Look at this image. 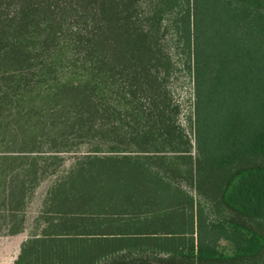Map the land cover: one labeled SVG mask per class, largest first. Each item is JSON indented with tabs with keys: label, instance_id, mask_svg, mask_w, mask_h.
Returning <instances> with one entry per match:
<instances>
[{
	"label": "trees",
	"instance_id": "16d2710c",
	"mask_svg": "<svg viewBox=\"0 0 264 264\" xmlns=\"http://www.w3.org/2000/svg\"><path fill=\"white\" fill-rule=\"evenodd\" d=\"M52 175L17 264L211 260L203 218L264 259V0H0V201Z\"/></svg>",
	"mask_w": 264,
	"mask_h": 264
},
{
	"label": "crops",
	"instance_id": "0c3cea01",
	"mask_svg": "<svg viewBox=\"0 0 264 264\" xmlns=\"http://www.w3.org/2000/svg\"><path fill=\"white\" fill-rule=\"evenodd\" d=\"M28 199H20L22 207L15 209L13 207H6L5 204H0V264H17L20 255L22 253L23 244L29 239L34 237L33 232L26 228V220L28 216ZM19 203V202H18ZM26 206V207H24ZM13 218V219H12ZM17 218H22L23 222L19 224ZM25 218V221H24ZM203 222L210 223L215 222L223 224L222 232L220 236L216 238L215 249H213L212 255L214 256L211 260H201V262L193 263V259L189 260L185 257V252L188 250L181 248L180 250L184 253L171 251L164 252L159 249L146 250H135L133 251V258L127 257L125 261L133 259L135 264H264L262 255L254 256V246L249 245L251 240V234L248 233L250 228H254L251 219L243 220L245 222V228L243 233H238L234 225L231 224L234 218H203ZM14 227V230L11 228ZM40 234L38 233V237ZM198 244V234L195 233V245ZM238 244L245 246V249H239ZM197 251V249H195ZM30 255V252H26ZM65 255L69 257L64 260L63 264H73L72 251L66 250ZM124 253L120 254L123 255ZM155 256H159V260H154ZM119 258L120 261H122ZM29 258L21 261V264H29ZM60 259L53 258V264H58ZM61 264V263H60ZM75 264V261H74Z\"/></svg>",
	"mask_w": 264,
	"mask_h": 264
},
{
	"label": "rangeland",
	"instance_id": "374dc122",
	"mask_svg": "<svg viewBox=\"0 0 264 264\" xmlns=\"http://www.w3.org/2000/svg\"><path fill=\"white\" fill-rule=\"evenodd\" d=\"M190 78L186 76V74H180L179 79L176 82V98L179 100V102L183 103V111L181 115V123L183 126L187 128V134L190 138H192L193 144H195V134L194 131L189 127V124L187 122V115L190 110V104H191V97L193 96V89L191 85ZM194 146V145H193ZM53 169V168H52ZM51 169V170H52ZM54 178V176H50L48 179L42 181V183L35 188L34 191H32V195L30 194V197L28 199V216L29 218L26 220V228L30 230L31 232L34 231L35 228V219L38 218L39 210L42 208L43 200L46 196V191L48 187L50 186L51 180ZM19 202V203H18ZM0 204L7 205L6 207H13L15 209L20 208L22 203L20 200H6L5 202L0 201ZM21 204V205H20ZM22 207V206H21ZM26 207V206H24ZM13 219V218H12ZM19 221V224L23 222L22 218H17ZM25 221V218H24ZM159 256H155L154 260H159Z\"/></svg>",
	"mask_w": 264,
	"mask_h": 264
}]
</instances>
